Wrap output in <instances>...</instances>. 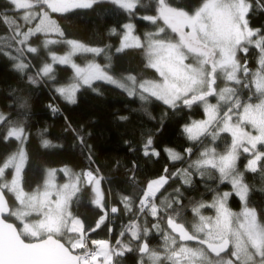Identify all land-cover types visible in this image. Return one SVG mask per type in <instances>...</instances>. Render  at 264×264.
I'll list each match as a JSON object with an SVG mask.
<instances>
[{
    "label": "snow or ice",
    "instance_id": "obj_1",
    "mask_svg": "<svg viewBox=\"0 0 264 264\" xmlns=\"http://www.w3.org/2000/svg\"><path fill=\"white\" fill-rule=\"evenodd\" d=\"M97 8L125 21L119 30H108L115 45L66 38L61 18ZM256 17L264 18V0H4L0 23L10 35L0 37V56L12 61L29 85L46 87L53 100L68 105L77 104L82 91L102 96V85H109L140 101L149 119L156 118L143 105L163 106L160 128L169 113L186 112L181 135L190 144L182 153L161 149L160 128L141 133L135 147L126 141L145 162L166 154L174 170L166 164L141 186L139 163L133 161L127 183L138 191L114 202L101 169L93 167L91 133L64 117L86 167L48 168L42 182L26 189L31 106L18 96L15 110L0 111V144L12 149L0 156V264H125L129 254L136 264H264V209L249 204L246 182L248 173L264 181V24H256ZM137 22L151 27L139 34ZM57 45L64 46L63 54L53 49ZM128 50L141 55L142 71L150 75L116 74L114 58ZM83 54L90 56L78 63L74 58ZM57 66L71 69L68 79L58 78ZM46 107L53 116L61 114L58 103ZM195 110H202L203 118L193 119ZM47 131H37L39 146L62 149ZM206 175L230 190L208 185L210 201L186 206L184 193L194 188V177ZM233 197L240 201L239 212L229 207ZM84 199L96 209L91 225L78 211ZM121 216L127 221L114 238L111 222Z\"/></svg>",
    "mask_w": 264,
    "mask_h": 264
},
{
    "label": "trees",
    "instance_id": "obj_2",
    "mask_svg": "<svg viewBox=\"0 0 264 264\" xmlns=\"http://www.w3.org/2000/svg\"><path fill=\"white\" fill-rule=\"evenodd\" d=\"M173 4H195L199 0H171ZM4 6V0H0V9ZM125 22L119 14L108 12L104 8L93 10H79L78 12L69 14L66 18H61L60 23L66 33V38L75 39L88 46H104L112 43L115 45L117 38L109 37L108 30L117 27ZM256 24H264V18L256 17ZM137 32H143L151 26L146 22H137ZM10 35L3 23H0V37ZM58 54H63L64 46H53ZM43 55V53H42ZM35 62L38 57H32ZM84 59V58H83ZM103 62L101 58H97ZM77 60L83 63L82 57ZM114 67L116 74L133 73L137 75H150V71H142L143 60L141 55L135 50H128L114 58ZM254 65V61H250V66ZM58 78L66 80L71 74V69L57 66ZM102 96H97L91 91H82L78 93V102L75 105H68L62 100H53L50 92L46 87L31 86L26 79L21 77L12 67V61L0 56V111L8 112L15 110V101L18 96L28 99L31 106V116L28 125L32 133L31 140L28 145L29 162L26 168L25 188H34L38 183L42 182L43 173L48 168L59 169L69 167L74 171L84 169L88 163L85 154L77 141L73 138L71 132L65 130V119L71 121L75 128L83 127L91 133L87 137L88 143L92 146V155L95 159L93 167H99L102 175L105 177V189H110L114 202H118L120 194H129L135 196L138 188L127 183L129 177V169L132 162L139 163L137 172V184L142 186V182L146 179L153 178L167 164L171 168L172 161L167 159L166 154L162 153L161 158L156 161H147L143 159L137 152L129 151L130 142L133 147L137 146L141 139V133H147L149 130L153 132L160 128L159 120L163 106L143 105L147 108L155 120L149 119L148 115L141 110V102L128 99L119 89H115L109 85H102ZM58 103L61 107V114L53 116L47 109L48 103ZM199 114H196V113ZM120 115L129 117L127 121L118 119ZM193 119H201L202 110H195ZM188 120L187 113H178L172 115L169 113L165 117L163 126L158 132V138L161 141V149L164 147L173 148L178 152L189 146L190 142L181 135L182 125ZM47 127L45 134L54 144L63 145L62 149H43L40 145V139L37 136L39 129ZM223 145L221 144V149ZM10 147L0 144V156L11 151ZM194 158V157H193ZM180 166L179 162H176ZM186 167V165H184ZM218 176V173H216ZM194 188L184 193L183 203L187 206L192 200H210L212 193L206 191L208 185L221 190H230V185L219 184L215 179H209L206 175L201 178L194 177ZM206 181V183H205ZM246 182L250 186L248 202L251 206L258 210L264 209V181L258 176L248 173L246 174ZM175 186V185H173ZM171 191V188H169ZM229 205L233 209L240 208L241 204L238 198L233 197L229 200ZM79 214L83 217L87 224L91 225L97 219L96 209L88 203L87 199L82 200L79 208ZM187 220L191 221V213H185ZM127 216H121L114 219L111 226L114 231L112 237H116L121 226L126 223ZM93 235H96L93 233ZM105 233L101 232L100 238ZM153 245L160 243L159 238L152 240ZM125 264H136L134 254H129Z\"/></svg>",
    "mask_w": 264,
    "mask_h": 264
},
{
    "label": "rangeland",
    "instance_id": "obj_3",
    "mask_svg": "<svg viewBox=\"0 0 264 264\" xmlns=\"http://www.w3.org/2000/svg\"><path fill=\"white\" fill-rule=\"evenodd\" d=\"M90 56V54H83V55H78L77 57H82V61H84L87 57H89ZM77 57H75L74 59H76V61L78 62V63H81L80 61H78L77 60ZM84 58V59H83ZM195 158V157H194ZM211 199V198H210ZM208 201H210V200H208ZM229 207L234 211V212H239L240 210H241V207L242 206H240V208H238V209H233L230 205H229ZM204 213L206 214V215H211V214H213V212H212V210L211 209H204Z\"/></svg>",
    "mask_w": 264,
    "mask_h": 264
}]
</instances>
